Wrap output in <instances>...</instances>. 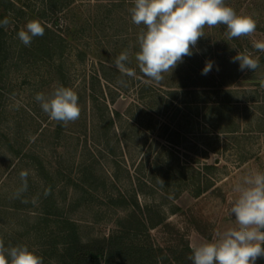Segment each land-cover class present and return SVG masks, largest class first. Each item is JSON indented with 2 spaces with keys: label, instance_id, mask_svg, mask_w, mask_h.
<instances>
[{
  "label": "rangeland",
  "instance_id": "obj_1",
  "mask_svg": "<svg viewBox=\"0 0 264 264\" xmlns=\"http://www.w3.org/2000/svg\"><path fill=\"white\" fill-rule=\"evenodd\" d=\"M21 1L29 11L40 10V0ZM225 2L237 14L251 15L257 21L255 33L227 40L226 26H205V36L193 54L184 57L171 74L165 73L159 83L145 77L135 59L137 36L144 26L131 20L133 0H71L58 14L60 31L66 36V47L58 59L64 74L58 70L49 73L51 65L42 64L35 44L24 46L20 58L15 53L17 62H11L0 80V240L5 239L7 247L27 245L36 252L42 233L56 230L53 218L40 224L48 187L46 175L40 174V161L52 178L51 200L58 213L77 224L83 239L111 233L124 210L111 206L110 199L114 202L120 194L130 203L133 191L140 207L160 205L158 213L165 223L188 243L191 234L210 242L220 226L236 227L234 214L229 215L238 195L234 186L245 175L264 172V64L255 71H241L233 58L238 52L259 53L252 44L264 41V0ZM123 51L129 53L126 66L135 76L115 80L123 89L107 86L102 79L97 83L99 64L116 68L115 60ZM208 61L213 63L212 70L203 75ZM138 81L148 83L164 99L168 88L184 84L208 91L210 95L202 96L206 101L231 100L233 108L227 115L236 132H220L215 118L222 116L221 111L196 110L194 106L189 110L181 94L171 98L165 112L164 106L159 109L156 97L145 106L139 99ZM58 85L78 94L81 114L67 126L51 120L34 99L40 92L50 95ZM17 100L21 104L18 110L14 107ZM110 111L121 117H115L114 128L108 129ZM206 113L210 115L205 118ZM223 123L230 121L223 118ZM58 125L60 131L56 132ZM205 163L217 167L208 176L213 187L194 197L192 185L183 178L186 174L195 177ZM22 170L29 172L27 191L14 198L22 184ZM137 179L152 184L140 186ZM153 218L157 220L155 215ZM149 230L150 239L157 244L179 243L162 225ZM256 261L264 264V257Z\"/></svg>",
  "mask_w": 264,
  "mask_h": 264
},
{
  "label": "clouds",
  "instance_id": "obj_2",
  "mask_svg": "<svg viewBox=\"0 0 264 264\" xmlns=\"http://www.w3.org/2000/svg\"><path fill=\"white\" fill-rule=\"evenodd\" d=\"M129 12L135 25L144 26L137 36L138 67L156 83L164 79L165 73L171 74L184 57L193 54L199 39L205 36V26H226L227 40L251 36L257 28L251 15L237 14L225 0H133ZM8 23L5 18L0 26L6 27ZM44 32L38 20H31L18 31L17 37L30 46L33 38L43 36ZM252 46L264 52V41H253ZM235 61H239L241 71H255L259 67V57L250 52H238ZM129 62V53L123 51L115 66L123 75L134 77L135 71L126 66ZM212 67L211 61L206 62L202 74H208ZM34 99L51 120L64 126L75 122L81 114L78 94L70 87L54 86L50 95L40 92ZM20 106L17 100L14 107L18 110ZM19 175L22 184L14 198L27 191L29 172L22 170ZM233 190L238 195L231 203L229 215L234 214L236 227L218 232L213 241L193 246L189 257L192 264H256L258 258L264 257V172L245 175ZM0 264H43V258L27 245L5 247L0 240Z\"/></svg>",
  "mask_w": 264,
  "mask_h": 264
},
{
  "label": "trees",
  "instance_id": "obj_3",
  "mask_svg": "<svg viewBox=\"0 0 264 264\" xmlns=\"http://www.w3.org/2000/svg\"><path fill=\"white\" fill-rule=\"evenodd\" d=\"M70 3L71 0H40V10L34 13L27 10L26 3L21 0H0V21L5 18L9 21L6 27L0 26V80L6 74L11 62L16 63L17 58L21 57L25 45L18 39L17 33L31 20H38L45 28L44 35L33 38L31 42V45L35 44L36 47L40 48L42 64L51 65L49 73L58 70L60 74H64L62 64L58 59L61 58L66 47V44H64L66 36L60 31L58 14L70 6ZM14 39L17 41L14 42ZM15 53H18L17 58ZM253 57H259V65L264 64V52L259 51ZM106 71H110L114 77H109ZM119 76H123V74L118 69L101 62L98 68V75H95L94 80L100 83L99 80L102 79L107 86L110 84L119 88L118 81H115ZM60 80L63 82V78H60ZM138 82L140 84L138 90L139 99L144 102L145 106H148L150 98L156 97V100L159 101V109L164 106L163 112H165L171 106V98H176L181 94L182 98L187 100L185 104L189 110H192L191 106H194L193 109L196 110L221 111L220 114L222 116L219 117L218 115L216 117L218 120L215 118V121H219L216 124V128L220 132L226 134L236 132V127L232 126L234 122L232 117L227 115L233 108L231 100H223L221 102L206 101L202 96L210 95L208 91L191 89L184 84L176 85L175 88H168L165 91L166 98L164 99L162 95L153 93V89L148 83ZM120 88L122 87L120 86ZM228 92L229 94L232 93ZM208 113L205 114V118L210 115ZM115 117L120 118L121 114L116 111H110L107 115L108 129L114 128ZM223 118H228L230 124L223 123V126ZM55 130L56 132L60 131L59 125ZM117 143H119V139ZM107 144L109 143L107 142ZM195 144L192 145L194 146ZM187 148L192 150L194 147L188 146ZM169 155L172 154L169 153ZM202 155H207V153L204 152ZM215 170H217V167L214 164L205 163L201 166L200 171L195 172V177L184 175L183 182H190L189 185H192V189H190L192 196L199 197L213 187V183L208 176L213 174ZM40 174L46 175L44 178L48 183L46 195L43 197L45 199L44 207L40 212V224L42 222L48 224L50 218L55 219L54 222H56L55 231L42 233L40 250L36 251L38 255L42 256L43 264H192L189 259L192 248L187 240L183 241L184 237L180 236L177 230L172 229L165 223V219L158 213L161 210L159 208L160 205L145 204L141 208L136 198V191L132 192L130 203L126 200L127 196L119 194L117 196L118 199H114V202L113 198L110 199L111 206H119L124 210V215L116 217L114 230L107 235L91 236L83 239L78 231L77 224L58 213L56 202L51 200L53 194L52 178L41 161ZM137 182L140 186H146V182L150 183L147 180L143 182L140 179H137ZM189 185L187 183L186 186L188 187ZM116 202L119 205H114ZM154 215L157 220L153 218V222L152 216ZM161 225L163 229H167L170 231L169 233L177 236L179 243H172L174 242L172 241L163 246L153 242L150 239L149 229ZM203 236L208 240L210 239L209 236ZM3 242L5 247H7V241L4 239ZM256 264H258L257 261Z\"/></svg>",
  "mask_w": 264,
  "mask_h": 264
},
{
  "label": "crops",
  "instance_id": "obj_4",
  "mask_svg": "<svg viewBox=\"0 0 264 264\" xmlns=\"http://www.w3.org/2000/svg\"><path fill=\"white\" fill-rule=\"evenodd\" d=\"M224 230H226V226L223 225V226H220V228L218 229L217 233L218 232H223ZM217 237V234L214 236V239H216ZM204 242H207L206 240H204L202 237L200 236H197L195 234H191L189 236V243L191 245V247L197 245V244H200V243H204Z\"/></svg>",
  "mask_w": 264,
  "mask_h": 264
}]
</instances>
